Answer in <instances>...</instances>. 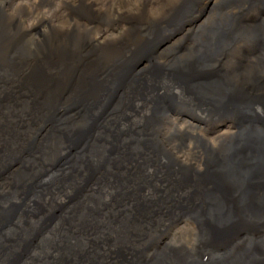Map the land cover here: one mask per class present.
<instances>
[{"label": "bare ground", "instance_id": "1", "mask_svg": "<svg viewBox=\"0 0 264 264\" xmlns=\"http://www.w3.org/2000/svg\"><path fill=\"white\" fill-rule=\"evenodd\" d=\"M70 2L0 0V264H264V0Z\"/></svg>", "mask_w": 264, "mask_h": 264}, {"label": "rangeland", "instance_id": "2", "mask_svg": "<svg viewBox=\"0 0 264 264\" xmlns=\"http://www.w3.org/2000/svg\"><path fill=\"white\" fill-rule=\"evenodd\" d=\"M18 1V0H17ZM22 1V0H21ZM29 1H35V0H29ZM71 0H68V2H69V4L70 5H74V3H71L70 2ZM157 2H156V5L157 6H166V3H167V1L168 0H156ZM99 2V1H98ZM137 3V0H118V4H119V8H120V10L122 9V12H123V14L125 13V14H127V15H130L133 11H135V10H133L134 8L136 9L138 6H136L135 4ZM139 3V2H138ZM155 5V6H156ZM154 6V7H155ZM210 6H212L211 4L207 7V9L209 10L210 9ZM75 7V6H74ZM74 9V8H73ZM152 9H153V7H152ZM208 10H206V11H208ZM62 11H64L65 13H66V11H70V10H62ZM245 21H247V22H245L246 24H248V23H252L254 20H252V19H250V18H247V20H245ZM164 25V24H163ZM164 28H167L168 29V27L166 26V25H164ZM167 31V30H166ZM165 31V32H166ZM121 32V26H116V27H114V28H112V29H110L107 33H104L103 34V37H105L106 35H112V36H114L115 34H118V33H120ZM151 43V41H148L147 42V44H150ZM110 74V73H109ZM109 74H107L106 73V75H109ZM105 75V74H104ZM103 74L99 77V81L100 82H103V80H105V78L106 77H108V76H104ZM95 78L97 77V75L96 76H94ZM66 79H68V78H66ZM109 80H111V77L109 76ZM97 85V84H96ZM22 88H23V86H22ZM120 88V87H119ZM15 98H16V96H15ZM204 131H206L205 133H204V139H211V138H213V136H214V131H215V129L214 130H212V128H210V127H204ZM204 131H200L201 133L202 132H204ZM203 139V140H204ZM189 173V172H188ZM184 176V175H183ZM185 177V176H184ZM189 180H192V176L191 177H189ZM190 182V181H189ZM53 215L54 216H56V213H54L53 212ZM50 219H52V216H50V218H49V220ZM178 225H180V226H183L184 224H178ZM83 228V229H82ZM80 229H82V230H84V229H88L87 228V226L86 225H84V224H80L79 226H77V230H79L80 231ZM88 231H90V229H88ZM189 233H191L190 231H188ZM75 236H77V237H79V235L78 234H76ZM250 237H249V239H245V240H260V238L258 237V238H256L255 236H253V234H251V235H249ZM169 238H170V236H169ZM176 240H180V238H177ZM211 240H213V237H212V239ZM177 243H179V242H177Z\"/></svg>", "mask_w": 264, "mask_h": 264}, {"label": "water", "instance_id": "3", "mask_svg": "<svg viewBox=\"0 0 264 264\" xmlns=\"http://www.w3.org/2000/svg\"><path fill=\"white\" fill-rule=\"evenodd\" d=\"M9 221H10V224H12V221H11V220H9ZM3 228L5 229V228H7V227H3ZM39 240H40V239H39ZM41 240H42V239H41ZM30 249H31V248H29L28 251H30ZM13 261H14V262H20V264H23V262H22L20 259L18 260L16 257L13 258Z\"/></svg>", "mask_w": 264, "mask_h": 264}]
</instances>
